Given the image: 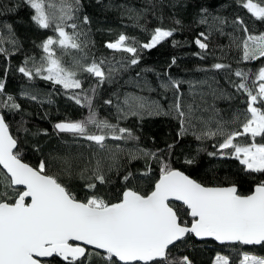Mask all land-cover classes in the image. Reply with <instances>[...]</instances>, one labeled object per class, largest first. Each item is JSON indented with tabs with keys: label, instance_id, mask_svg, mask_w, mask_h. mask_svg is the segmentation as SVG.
Instances as JSON below:
<instances>
[{
	"label": "snow or ice",
	"instance_id": "1",
	"mask_svg": "<svg viewBox=\"0 0 264 264\" xmlns=\"http://www.w3.org/2000/svg\"><path fill=\"white\" fill-rule=\"evenodd\" d=\"M94 3L102 11H117L121 21H130L147 39L121 32L104 45L111 55L96 58L85 0H18L8 9L29 8L35 27L52 33L39 43L32 41L39 56L25 53L14 71L28 83H50L86 109L81 119L56 122L53 130L68 134L71 144L90 149L87 154L71 145L62 153H44L37 141L31 149L39 154L37 163L25 162L28 138L49 133L32 131L23 115L15 128L7 118L8 113L23 112L6 93L5 77L12 70L11 57L24 46L12 24L0 23V264H195L186 251L193 239L264 247V31L255 26H264V0H231L245 12L231 19L212 5H199L195 22L208 31L197 33L193 43L198 51L193 55L201 61L212 56L213 62L196 66L192 71L204 78L195 80L171 75L175 56L162 73L150 67L136 71L138 92H158L156 100L124 92V75L140 65L146 50L165 41L180 46L174 36L182 21L175 9L186 8L187 0H143L139 8L115 0ZM226 3L222 0L219 7ZM165 8L173 10L169 18L176 27L163 26ZM149 17L159 22L151 29ZM213 34L228 37L229 44L214 49ZM233 49L237 67L221 62ZM257 61L258 66L248 67ZM146 73L156 75L155 86ZM105 86L111 89L107 98L101 95ZM20 95L41 105L52 103L30 90ZM237 100L243 107H233ZM216 101L229 105L228 118ZM101 107L108 109L107 116H100ZM160 116L176 122L175 136L163 147L140 146V136L124 126L133 118L139 127ZM188 136L200 145L214 141V151L199 146L195 154L183 155L184 166L196 165L201 152L235 159L242 172L257 180L250 194H240L234 182L202 183L176 167V149ZM152 140L155 144V137ZM240 255L238 264H264V256ZM213 264L234 262L217 252Z\"/></svg>",
	"mask_w": 264,
	"mask_h": 264
},
{
	"label": "trees",
	"instance_id": "2",
	"mask_svg": "<svg viewBox=\"0 0 264 264\" xmlns=\"http://www.w3.org/2000/svg\"><path fill=\"white\" fill-rule=\"evenodd\" d=\"M17 2L18 0H0V6H3L0 8V23L12 24L16 36L21 40L24 46L21 53L11 57L8 65L12 70H10L7 77H5L6 93L11 94L16 98L17 103L21 104L23 112L8 113L7 118L12 127L15 128L21 118V115H23L24 119L28 121L27 126L30 127L32 131H36L37 129H46L49 133L47 137L30 136L28 138V143L25 145V162L33 165L37 163L39 154L34 153L31 150L32 144L37 141L44 153H48L50 151L54 153H62L69 145H71L73 149L87 154L90 149L71 144V137L68 136V134H57L53 130V125L56 122L63 121L65 119H81L87 114L86 109H82L80 106L76 105L74 101L67 99V97L62 93L57 92V89L50 83L38 79L32 83H28L18 72L14 71V69L18 67L23 60L25 53L39 56L40 50L33 46L32 41L39 43L47 35L52 34L47 30H38L35 27L30 18L32 11L29 8L20 7L14 11H8V9L15 8V4ZM85 2L86 12L92 19L91 37L95 46L92 48L91 54L96 58H103L111 55V50L106 49L104 45L108 41H114L121 32L129 36H135L141 41H145L147 39V35L145 33L130 26V21L126 19L121 21L117 11H102L99 6L95 5L94 0H92V3L90 4H88V0H85ZM115 2L132 4L137 8L143 6V0H115ZM221 2L222 0H187L188 6L186 8L178 6L175 9V15L182 21V26L175 34L174 39L180 42V46L174 48L169 41H165L151 51L146 50L143 54L140 65L124 75V80L127 81V83L124 84L123 91L142 94L152 100L159 99L158 92H138L135 87V73L141 68L148 67L156 69L158 73H162L169 65L173 56L177 58V65L170 69V73L174 78L193 80L203 79V73H195L192 70L198 65L206 66L211 64L213 62V57L209 56L208 59L201 61L193 55V53L198 51L197 47L193 43L197 33L200 31H208V27L206 25H198L195 22L197 19L199 5H212L215 11L229 17L230 19L237 13L241 16H244L245 14L244 11L237 9V7L231 3V0H227L225 7H219ZM172 12V9L165 8V19L163 22L164 27H176L172 19L169 18L172 15ZM149 20L150 22L147 25L149 29L159 23L152 17H149ZM249 23L251 24L252 21H249ZM255 26L259 31H264V26H261L259 23H256ZM109 29L111 31H109ZM226 31H230V29H226ZM211 43L215 49L217 45H228L229 39L226 36L221 37L213 34ZM225 52H229V49L225 48ZM216 55L220 56V53L217 51ZM236 55L237 53L233 49L226 57L222 58L221 62L231 63L233 67H237L235 64ZM65 60L69 61L70 58L66 56ZM258 65L259 61L249 64L248 67H256ZM239 66L244 67V65ZM2 76L3 58H0V77ZM145 76L153 86L156 85V75L154 73H146ZM220 83H224L222 78L220 79ZM24 90H30L38 93L43 99H51L52 103H45L41 105L27 100L20 95V93ZM183 90L187 96L188 85H184ZM110 92L111 89L108 88V86H105V88L101 90V95L103 98H107ZM208 101L209 103H212V98L208 97ZM96 103L100 104L102 101L97 100ZM163 103H165L166 107L167 102ZM216 106L223 110V115L226 118L230 116V109L227 103L224 101H216ZM237 106L243 107V105L239 104V100L233 102V107ZM99 112L101 117L108 115V109L106 107H101ZM208 114L209 113H204L205 116ZM109 118L111 119V117ZM124 126L131 127L133 131L140 136V146L148 149H155L157 146L163 147L166 140L170 141L172 137L175 136L176 122L168 117L160 116L146 119L143 124L138 127L137 121L133 118L125 122ZM152 137H155V144L153 143ZM257 139L259 141V138ZM65 141H68L67 145L65 144ZM240 142H244V138H240ZM213 143L214 141L208 140L205 141L203 145H200V143L193 137H186L183 141H181V145L176 149L178 158L175 166L182 168L193 179L202 183L208 185L222 183L226 185L229 182H234L237 185L240 194H250L254 185L257 183V180L250 178L246 173L242 172V166L239 164V161L235 159L211 158L207 156L206 152H201L196 165L187 167L182 164L183 155L195 154L196 149L199 146L204 147L207 151H214L211 147ZM186 251L195 264H212L217 252H220L223 255H228L234 264H238V261L241 258L240 254L243 252L264 256V247L261 246H218L211 241L196 242L194 239L191 241V246L188 247Z\"/></svg>",
	"mask_w": 264,
	"mask_h": 264
},
{
	"label": "water",
	"instance_id": "3",
	"mask_svg": "<svg viewBox=\"0 0 264 264\" xmlns=\"http://www.w3.org/2000/svg\"><path fill=\"white\" fill-rule=\"evenodd\" d=\"M253 190V189H252ZM177 204H179V202H176ZM209 241H211V240H209ZM196 242H202V241H196ZM211 242H213L214 244H216V245H218V246H221L218 242H215V241H211ZM242 246H245V247H253V246H250V245H248V246H246V245H242Z\"/></svg>",
	"mask_w": 264,
	"mask_h": 264
},
{
	"label": "rangeland",
	"instance_id": "4",
	"mask_svg": "<svg viewBox=\"0 0 264 264\" xmlns=\"http://www.w3.org/2000/svg\"><path fill=\"white\" fill-rule=\"evenodd\" d=\"M215 258V257H214ZM213 261H214V259H213ZM212 264H213V262H212Z\"/></svg>",
	"mask_w": 264,
	"mask_h": 264
}]
</instances>
